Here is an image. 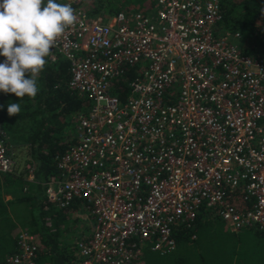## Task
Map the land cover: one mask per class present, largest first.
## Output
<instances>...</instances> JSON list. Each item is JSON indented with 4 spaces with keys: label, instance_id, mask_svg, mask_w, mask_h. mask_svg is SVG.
Listing matches in <instances>:
<instances>
[{
    "label": "built area",
    "instance_id": "obj_1",
    "mask_svg": "<svg viewBox=\"0 0 264 264\" xmlns=\"http://www.w3.org/2000/svg\"><path fill=\"white\" fill-rule=\"evenodd\" d=\"M148 3L153 0H146ZM69 3L77 22L46 59L70 63V87L91 101L77 115L76 144L55 157L56 177L41 185L66 207L80 199L93 217L75 264H134L148 243L175 250L172 228L211 209L230 233L264 231V61L243 54L239 34L220 35V0H154L155 10L90 17L86 0ZM137 67L122 101L114 80ZM0 126V173L16 168ZM35 181V162L24 164ZM239 195L253 207L228 202ZM4 264H37L36 237L20 231Z\"/></svg>",
    "mask_w": 264,
    "mask_h": 264
},
{
    "label": "trees",
    "instance_id": "obj_2",
    "mask_svg": "<svg viewBox=\"0 0 264 264\" xmlns=\"http://www.w3.org/2000/svg\"><path fill=\"white\" fill-rule=\"evenodd\" d=\"M150 2L86 0V7L90 17L110 9L106 4L114 6L111 13L120 9L148 13L155 10L154 0ZM93 5L94 9L88 8ZM220 7L218 33H238L235 44L239 50L264 61V0H220ZM70 68L63 57L55 62L46 59L44 70L37 77L39 91L35 98L21 99L14 93L0 92V105L4 106L0 109V126L9 136L14 159L20 151L25 163L28 158L35 162L36 181L30 184L24 170L16 173L19 175L0 173V264L17 253V237L22 230L36 237L37 264H75L77 260L74 248L82 239L75 212L87 211L80 199L66 207L57 206L48 200L41 185L45 179L58 175L54 159L76 144V117L91 107L86 96L71 89ZM137 69H126L122 78L112 82L110 93L124 101ZM9 103L20 104L18 115L7 114ZM4 194H10L11 199L5 201ZM228 202L242 211L253 207L251 201L237 194L228 197ZM172 236L176 243L173 252L162 255L146 243L139 248V259L134 264H264V231L247 227L238 233L227 232L224 221L205 207L199 209L193 222L174 225ZM73 240H77L75 244Z\"/></svg>",
    "mask_w": 264,
    "mask_h": 264
},
{
    "label": "clouds",
    "instance_id": "obj_3",
    "mask_svg": "<svg viewBox=\"0 0 264 264\" xmlns=\"http://www.w3.org/2000/svg\"><path fill=\"white\" fill-rule=\"evenodd\" d=\"M76 22L77 15L69 3L0 0V57L4 58L0 60V92L14 93L21 99L35 98L45 58L50 56L57 39ZM3 107L0 105V109ZM20 111L19 103L7 105L9 116Z\"/></svg>",
    "mask_w": 264,
    "mask_h": 264
},
{
    "label": "rangeland",
    "instance_id": "obj_4",
    "mask_svg": "<svg viewBox=\"0 0 264 264\" xmlns=\"http://www.w3.org/2000/svg\"><path fill=\"white\" fill-rule=\"evenodd\" d=\"M111 4L114 5V2L112 1ZM106 6L109 7L110 9H114V6L111 7V6L107 5V4H106ZM90 7H92L94 9L95 5L88 6V8H90ZM110 9H102L101 11L103 13H106L107 15H110V14H113V13L110 12ZM23 148H25V147H23ZM20 149H22V148H20ZM23 157H24V155L21 154L20 151H17V156H16L15 159L17 161L18 168H20V170H23V167H24V164H25V161H24ZM77 217H78V225H79V227L82 228V229H84L85 231L86 230L89 231L90 230L89 229L90 226H92V224H93V220H92V223L89 225V223L83 219L84 214L79 213V214H77ZM88 231H86V232H88Z\"/></svg>",
    "mask_w": 264,
    "mask_h": 264
},
{
    "label": "crops",
    "instance_id": "obj_5",
    "mask_svg": "<svg viewBox=\"0 0 264 264\" xmlns=\"http://www.w3.org/2000/svg\"><path fill=\"white\" fill-rule=\"evenodd\" d=\"M154 8H155V2H154ZM75 122H76V124H77V117H76V120H75ZM76 129V128H75ZM74 134H75V130H74ZM75 139H76V137H75ZM15 169H17V172H21V170H20V168H15ZM12 174H16V170H14V172L12 173ZM16 175H19V173L18 174H16ZM11 199V195L10 194H4V200L5 201H8V200H10ZM86 210V209H85ZM87 211V210H86ZM82 214H84V217H83V219L85 220V221H87L88 223H89V225L92 223V220H94L93 219V217L91 216V214L87 211V213H82ZM75 215L77 216V213L75 212ZM86 215V216H85ZM225 223V222H224ZM225 226H226V224H225ZM91 227L92 226H90V230L88 231V230H86V231H88V232H86L84 229H82V228H80V232H81V239L82 240H84V239H86L87 237H89L91 234H90V232H91ZM226 230H227V232H229L228 231V229H227V226H226ZM78 240V239H77ZM76 240V241H77ZM75 240H73V243L75 244V242H76ZM76 246V245H75ZM74 250L77 252V254H78V245L74 248Z\"/></svg>",
    "mask_w": 264,
    "mask_h": 264
}]
</instances>
